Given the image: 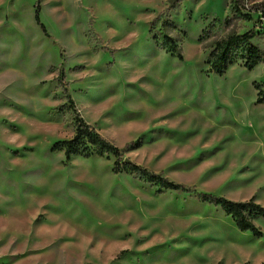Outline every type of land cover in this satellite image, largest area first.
<instances>
[{"label": "rangeland", "instance_id": "1", "mask_svg": "<svg viewBox=\"0 0 264 264\" xmlns=\"http://www.w3.org/2000/svg\"><path fill=\"white\" fill-rule=\"evenodd\" d=\"M251 29L262 60L243 67L242 42L210 73L215 44ZM259 92L264 21L234 0H0V264H264V217L254 236L196 197L264 207ZM79 119L194 192L114 174L113 157L66 162L53 145Z\"/></svg>", "mask_w": 264, "mask_h": 264}, {"label": "trees", "instance_id": "2", "mask_svg": "<svg viewBox=\"0 0 264 264\" xmlns=\"http://www.w3.org/2000/svg\"><path fill=\"white\" fill-rule=\"evenodd\" d=\"M234 8L239 12H260L264 19V0L248 7H245L242 0H234ZM34 19L42 31L45 32L44 26L39 20V6L35 9ZM254 36V29H251L243 34H232L218 41L215 44V48L209 55L208 71L210 73L221 75L225 66L231 63L229 60L231 50L242 42L248 43L247 55L244 60L243 67L248 70L253 69L263 57V52L257 46L249 42ZM166 41L170 44V51L172 53H176V56L179 59H182L175 42L170 38H167ZM255 86L256 89L260 87L258 84ZM66 99L69 100L70 105L73 106V102L68 94H66ZM255 102L256 104H264V94L262 95L259 92ZM53 149L62 150L66 162H68L75 154H79L85 158L92 155L99 157H113L114 163L112 172L114 174L124 171L133 174L139 180L150 182L163 189L194 192V188L186 187L182 184L170 181L164 177L162 173H156L147 168L138 166L128 160H123V149H119L111 144L103 136H101L93 126L86 124L82 119L78 120L73 137L69 140L56 142L53 145ZM196 197L201 202L220 207L232 218L238 230L243 232L249 231L254 236H261L262 233L255 226L253 219L257 217H264V207L257 204L252 198L247 201L238 202L221 196H213L208 193H196Z\"/></svg>", "mask_w": 264, "mask_h": 264}, {"label": "built area", "instance_id": "3", "mask_svg": "<svg viewBox=\"0 0 264 264\" xmlns=\"http://www.w3.org/2000/svg\"><path fill=\"white\" fill-rule=\"evenodd\" d=\"M242 3L245 5V7H248L250 5H248V0H242ZM257 14L260 16V19L263 21V17L261 16V13L260 12H257Z\"/></svg>", "mask_w": 264, "mask_h": 264}]
</instances>
